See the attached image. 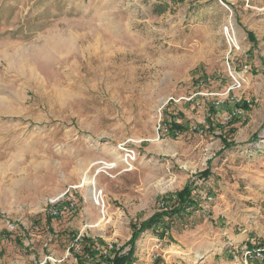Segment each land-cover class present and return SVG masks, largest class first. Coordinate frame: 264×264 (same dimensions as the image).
Listing matches in <instances>:
<instances>
[{"label":"rangeland","instance_id":"1","mask_svg":"<svg viewBox=\"0 0 264 264\" xmlns=\"http://www.w3.org/2000/svg\"><path fill=\"white\" fill-rule=\"evenodd\" d=\"M186 185L196 206L131 245ZM248 234L264 244V0H0V264H93L83 240L225 264Z\"/></svg>","mask_w":264,"mask_h":264},{"label":"trees","instance_id":"2","mask_svg":"<svg viewBox=\"0 0 264 264\" xmlns=\"http://www.w3.org/2000/svg\"><path fill=\"white\" fill-rule=\"evenodd\" d=\"M234 106L243 110H247L249 108L245 102H242L241 105L235 103ZM172 128L180 129L181 126L173 124ZM223 142L225 141L223 140ZM209 174V171L206 170L200 175V177L205 179L209 177ZM168 200L169 201L166 204L167 206L165 207V210L154 214L148 220L140 223L139 226H133L132 239L130 242L131 245H133V242L144 231L153 230L154 228H163L164 231L167 230V228L164 227V219L177 217L187 211L189 208L192 209L196 206V202L191 198V186L189 185L184 186L182 190L176 192L173 196H169ZM160 235V237H162L163 233L161 232ZM82 242L85 243L82 248V255L94 261L93 264H131L132 262L133 248H131L126 254H121V250H118L117 252L113 253L112 258H106L107 255L102 256L99 250L95 248L92 240H83ZM79 264L83 263L80 262Z\"/></svg>","mask_w":264,"mask_h":264},{"label":"built area","instance_id":"3","mask_svg":"<svg viewBox=\"0 0 264 264\" xmlns=\"http://www.w3.org/2000/svg\"><path fill=\"white\" fill-rule=\"evenodd\" d=\"M229 42L233 43V40L230 39ZM232 79L235 80L233 76ZM238 113L237 110H234L230 116H236ZM65 210L67 208L57 209L51 212L50 215L58 216ZM225 264H264V247L248 246L245 243L234 245Z\"/></svg>","mask_w":264,"mask_h":264},{"label":"bare ground","instance_id":"4","mask_svg":"<svg viewBox=\"0 0 264 264\" xmlns=\"http://www.w3.org/2000/svg\"><path fill=\"white\" fill-rule=\"evenodd\" d=\"M89 179H90L91 188L88 191V196L90 197L91 201L94 204H96L97 203V200L99 199V194L95 191V188H93V181H92L93 180V177L92 178H89ZM179 255H181V254H179ZM202 257L203 256H200V255H194V256H191L190 257V255H188L187 253L186 254H183L182 253V257L180 256V258L182 260L186 261V262L191 261L193 258H195V259L197 258L198 260H196L195 264H197V262L200 261L202 259ZM201 262H203V261H201Z\"/></svg>","mask_w":264,"mask_h":264},{"label":"crops","instance_id":"5","mask_svg":"<svg viewBox=\"0 0 264 264\" xmlns=\"http://www.w3.org/2000/svg\"><path fill=\"white\" fill-rule=\"evenodd\" d=\"M257 237H260V236H257ZM245 244H248V246H256V243H252V241H258V239L256 238V236H252V235H250V234H248V235H246L245 236ZM262 242V241H261ZM235 243V242H234ZM260 244V243H259ZM261 246L262 247H264V244H263V242L261 243ZM261 246H259V247H261ZM230 252V251H229ZM228 257H229V253L227 254V260H228ZM214 259V258H213ZM212 259V260H213ZM182 261H184V260H182ZM216 262V261H215ZM219 263H221V264H223V262L221 261V260H219V261H217V264H219ZM168 264V263H167ZM183 264V263H182Z\"/></svg>","mask_w":264,"mask_h":264}]
</instances>
